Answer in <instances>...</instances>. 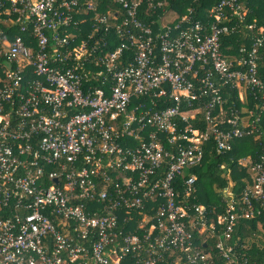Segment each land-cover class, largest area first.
Wrapping results in <instances>:
<instances>
[{
    "label": "built area",
    "instance_id": "2783aa9c",
    "mask_svg": "<svg viewBox=\"0 0 264 264\" xmlns=\"http://www.w3.org/2000/svg\"><path fill=\"white\" fill-rule=\"evenodd\" d=\"M111 1L0 0V264H258L264 148L239 159L241 194L228 169L222 210L198 202L192 170L208 145L264 136V27L246 0L205 21ZM246 31L227 56L222 37Z\"/></svg>",
    "mask_w": 264,
    "mask_h": 264
},
{
    "label": "trees",
    "instance_id": "16d2710c",
    "mask_svg": "<svg viewBox=\"0 0 264 264\" xmlns=\"http://www.w3.org/2000/svg\"><path fill=\"white\" fill-rule=\"evenodd\" d=\"M219 0H173L170 2L173 9H176L178 13L184 14L189 6H192L195 10V19L198 20H209L208 15L211 7L216 4ZM105 4H112L111 0H103ZM245 4L250 9L249 22H256V24L264 27V0H246ZM146 3L144 4V6ZM105 9L102 10L104 12ZM145 21L156 20V17L143 18ZM248 33H240L237 35H227L222 37L223 51L227 56L236 57L239 55L238 49L240 46L246 44L249 45L253 33L246 31ZM261 75L264 76V47L261 51ZM238 93L235 91L232 93L231 101L232 104L240 107V103L237 100ZM264 115V114H263ZM261 131L264 132V116ZM264 148V136L262 138H257L256 136H249L243 140L236 141L234 149L225 156H217L211 146L206 147V153L204 161L201 166L196 167L194 171L198 175V202L206 204L208 207L212 205H217L219 209L222 204V196L219 190L228 186V179L225 174H227L228 169L231 172V176L234 181H236V191L241 194L246 183H251L252 175L250 172V166H240L238 161L243 156H251L252 159H257L258 155L262 152ZM225 164L226 169H221V164ZM219 210V212L221 211ZM4 214L0 211V216ZM264 222V216L259 219ZM258 229V221L242 222L238 225L237 231L234 234V241L238 238L244 240L247 236L253 234L254 231ZM258 242L254 241L252 243V248L249 253L253 262L258 264H264V247L258 245ZM241 244V243H240ZM217 264H224L222 261L218 260Z\"/></svg>",
    "mask_w": 264,
    "mask_h": 264
},
{
    "label": "rangeland",
    "instance_id": "374dc122",
    "mask_svg": "<svg viewBox=\"0 0 264 264\" xmlns=\"http://www.w3.org/2000/svg\"><path fill=\"white\" fill-rule=\"evenodd\" d=\"M189 172H190V170H189V169H185V170H184V174H185V175H188V174H189Z\"/></svg>",
    "mask_w": 264,
    "mask_h": 264
},
{
    "label": "crops",
    "instance_id": "0c3cea01",
    "mask_svg": "<svg viewBox=\"0 0 264 264\" xmlns=\"http://www.w3.org/2000/svg\"><path fill=\"white\" fill-rule=\"evenodd\" d=\"M195 1V0H194Z\"/></svg>",
    "mask_w": 264,
    "mask_h": 264
}]
</instances>
